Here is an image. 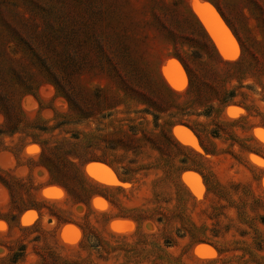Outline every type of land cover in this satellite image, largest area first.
<instances>
[{
	"label": "rangeland",
	"instance_id": "obj_1",
	"mask_svg": "<svg viewBox=\"0 0 264 264\" xmlns=\"http://www.w3.org/2000/svg\"><path fill=\"white\" fill-rule=\"evenodd\" d=\"M0 264H264V0H0Z\"/></svg>",
	"mask_w": 264,
	"mask_h": 264
},
{
	"label": "water",
	"instance_id": "obj_2",
	"mask_svg": "<svg viewBox=\"0 0 264 264\" xmlns=\"http://www.w3.org/2000/svg\"><path fill=\"white\" fill-rule=\"evenodd\" d=\"M205 5H207V4H205ZM195 15H196L197 19L199 20V22L201 23L206 34L209 36L211 42L213 43V45L217 49V51L220 54H222L223 56L229 58L231 56V54H227L221 50V46H220V39L221 38L217 34L214 33L212 27L209 24L205 10H203V8H201V7H198L195 9ZM164 79H165L167 84L171 83L168 77L165 76ZM174 128H176V129L174 130V132L172 130L173 136L175 137V139L180 144L190 142L189 138H186L183 135V132L181 129H185V130L189 131L191 133V135L194 137L193 133L184 126L178 125V126H175ZM85 167H87V169L85 170V173L87 174V176H89V177H91V178H93L99 182H106V183L113 182V180L109 176H107L105 173L100 171L99 168H97V167H105V168L110 169V167H108L106 164H103V163L97 162V161H92V162L87 163L85 165ZM124 227H127V225ZM111 228H114V226H112Z\"/></svg>",
	"mask_w": 264,
	"mask_h": 264
},
{
	"label": "trees",
	"instance_id": "obj_3",
	"mask_svg": "<svg viewBox=\"0 0 264 264\" xmlns=\"http://www.w3.org/2000/svg\"><path fill=\"white\" fill-rule=\"evenodd\" d=\"M174 57L181 63V65L184 67V63H183V60L181 59L180 56L178 55H174ZM185 68V67H184ZM169 90V89H168ZM170 91V90H169ZM172 93V92H171ZM89 161H99V162H102L104 164H106L108 167H110L111 169H114L113 167V164L109 163L108 161L104 160V159H100V158H92L90 160H88L87 162ZM86 162V163H87ZM198 173V171H196ZM64 188V187H63ZM18 260V257L17 258H14V262H16Z\"/></svg>",
	"mask_w": 264,
	"mask_h": 264
},
{
	"label": "bare ground",
	"instance_id": "obj_4",
	"mask_svg": "<svg viewBox=\"0 0 264 264\" xmlns=\"http://www.w3.org/2000/svg\"><path fill=\"white\" fill-rule=\"evenodd\" d=\"M219 32H221V31H219Z\"/></svg>",
	"mask_w": 264,
	"mask_h": 264
}]
</instances>
